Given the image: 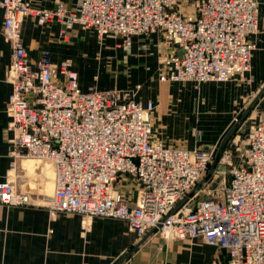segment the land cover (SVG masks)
Segmentation results:
<instances>
[{"label": "built area", "instance_id": "built-area-1", "mask_svg": "<svg viewBox=\"0 0 264 264\" xmlns=\"http://www.w3.org/2000/svg\"><path fill=\"white\" fill-rule=\"evenodd\" d=\"M0 9L12 47L5 107L10 142L17 156L53 164L50 214L118 219L137 239L149 232L201 239L224 249L227 264H264V125L249 127L240 140L243 161L234 166L227 162L234 139L223 150L166 146L153 140V102L143 105L117 89L81 90L71 60L54 65L43 50L32 62L20 33L31 17L39 27L59 25L61 40L74 26L120 38L125 52L134 37L157 35L159 81L224 83L251 70L258 0H77L71 10L60 2L35 10L24 0H0ZM213 163V175L225 174L220 170L227 165L228 183L217 191L205 180L195 189ZM122 177L137 188L134 203L117 193ZM29 201L12 177L0 182V204Z\"/></svg>", "mask_w": 264, "mask_h": 264}, {"label": "crops", "instance_id": "crops-1", "mask_svg": "<svg viewBox=\"0 0 264 264\" xmlns=\"http://www.w3.org/2000/svg\"><path fill=\"white\" fill-rule=\"evenodd\" d=\"M24 1L35 10L53 9L58 2L71 10L77 4V0ZM258 2V30L249 37L255 46L251 70L244 81H238L240 84L159 81L157 50L162 44L157 35L134 37L129 52L123 54L115 48V39L99 46L83 41V33L91 40L97 36L79 26L61 40L59 25L39 27L33 18L26 17L20 33L32 62L39 59L43 50L50 52L54 65L71 60L81 90L117 89L130 92L143 105L153 102V140L186 150L214 146L223 150L228 143L222 136L243 104L248 108L254 102L248 111L250 118L264 125V0ZM2 25L0 9V182L10 175L16 190L27 194L30 201L20 206L0 204V264H113L122 254L128 256L121 264H227L229 258L224 249L201 239L166 240L154 232L137 239L122 220L92 218L84 222L78 214H50L47 206L54 189L53 164L17 156L10 142V118L5 107L11 92L7 70L12 47L2 34ZM88 63L92 82L85 84L81 75L80 83L79 72ZM138 85L139 90L135 89ZM195 127L201 136L191 138L188 130ZM210 184L206 182L207 186ZM117 187L128 202L134 203L137 188L128 177H122L116 190Z\"/></svg>", "mask_w": 264, "mask_h": 264}, {"label": "rangeland", "instance_id": "rangeland-1", "mask_svg": "<svg viewBox=\"0 0 264 264\" xmlns=\"http://www.w3.org/2000/svg\"><path fill=\"white\" fill-rule=\"evenodd\" d=\"M87 31H90L91 34L95 35L93 30H91V29L88 30L87 29ZM89 37H90L89 35H85L84 33L82 34L83 41H86L88 43H91V41L94 42V43L96 42L97 46H99L100 43H102V45L103 44L106 45L107 43H113L114 39H115L116 43H117V44L115 43L117 45V47H115V48L120 49L123 52V54H126V53L129 52V51L125 52L124 49L122 48L121 39L120 38H117V37H114V36H111V35H106V36H103L101 38H99L97 36V39L101 40V41L98 42V40L95 37H93L95 40L93 38L91 40V38H89ZM83 44L85 45L84 42H83ZM101 48H103V46H100V49ZM157 62H158V57H157ZM82 64H83V62H82ZM83 67H84L85 70L79 72V74L81 73L79 75V82L82 83L84 81L85 84H90L92 82L91 69H90L91 65L88 63V66L83 65ZM112 69L114 70V68H112ZM81 75H84L83 76V81H81ZM244 80H245V78L243 80H230V81H235L236 83L240 84V82L244 81ZM238 81H240V82H238ZM225 83H227V82H225ZM139 87L140 86L138 85L135 89H138ZM244 107H245V105L243 104L241 106V108L236 110V112L234 113L233 118L231 119V123H230L229 127L227 128L226 133L223 134V136H222L223 140L227 141V143H229V141L231 142L233 139L236 141V145L233 147V150H232V156H231V158H229V160H227V162H231L232 163V166L237 165V164H241L242 161H243V159H242L243 151H242V149L240 147V140L246 134V132L248 131L249 127L252 124H254V125H263V124H258L257 121L254 118H250V114H249L250 112H247L245 115H243L244 112H245V109H247V108H244ZM152 118H153V115H152V117H150V119H151V124H152V134H153V137L155 138ZM198 130L199 129H197L196 127L195 128H191L190 130H188V132L190 134V137L191 138H194V137L196 138V137L201 136V134H200V132ZM236 146H239V149H236L235 148ZM198 149H200V148H198ZM222 170L225 172V174H223V175L222 174H214L213 175V173L211 175H209V177H208L209 179L207 178L208 179L207 183H212L213 184V185L210 184L211 185V186H209L210 188H215L217 191H220L221 188L228 183V180L230 179V175H229V169L227 168V165L224 164L220 171H222ZM217 172H219V169H218ZM8 177H10V175ZM117 193L120 194L121 196L123 195V193L120 192L119 187H117ZM83 221L86 222L84 219H83Z\"/></svg>", "mask_w": 264, "mask_h": 264}, {"label": "water", "instance_id": "water-1", "mask_svg": "<svg viewBox=\"0 0 264 264\" xmlns=\"http://www.w3.org/2000/svg\"><path fill=\"white\" fill-rule=\"evenodd\" d=\"M259 97V96H258ZM254 103V102H253ZM253 103L250 104L248 106V108L245 110L244 114L245 115L249 110H251L253 108ZM227 137V136H226ZM225 141V140H223ZM213 166H214V163L210 166L209 168V171L207 172L206 176L198 183L197 187L195 189H197L198 187H200L204 182L205 180H207V178L209 177V175L212 174V171H213ZM128 256V254H122L121 256H119L114 262L113 264H121L123 262V260Z\"/></svg>", "mask_w": 264, "mask_h": 264}, {"label": "trees", "instance_id": "trees-1", "mask_svg": "<svg viewBox=\"0 0 264 264\" xmlns=\"http://www.w3.org/2000/svg\"><path fill=\"white\" fill-rule=\"evenodd\" d=\"M208 179H209V178H208ZM208 179H207V180H208Z\"/></svg>", "mask_w": 264, "mask_h": 264}]
</instances>
